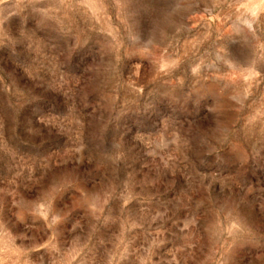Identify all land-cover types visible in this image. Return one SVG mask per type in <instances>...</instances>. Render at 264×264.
Listing matches in <instances>:
<instances>
[{"label":"rangeland","instance_id":"rangeland-1","mask_svg":"<svg viewBox=\"0 0 264 264\" xmlns=\"http://www.w3.org/2000/svg\"><path fill=\"white\" fill-rule=\"evenodd\" d=\"M0 264H264V0H0Z\"/></svg>","mask_w":264,"mask_h":264}]
</instances>
